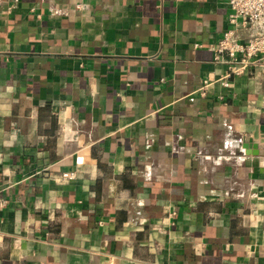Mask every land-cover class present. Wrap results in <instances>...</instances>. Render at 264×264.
Listing matches in <instances>:
<instances>
[{
	"label": "crops",
	"instance_id": "obj_1",
	"mask_svg": "<svg viewBox=\"0 0 264 264\" xmlns=\"http://www.w3.org/2000/svg\"><path fill=\"white\" fill-rule=\"evenodd\" d=\"M230 12L0 0V264H264V66L199 94Z\"/></svg>",
	"mask_w": 264,
	"mask_h": 264
},
{
	"label": "built area",
	"instance_id": "obj_2",
	"mask_svg": "<svg viewBox=\"0 0 264 264\" xmlns=\"http://www.w3.org/2000/svg\"><path fill=\"white\" fill-rule=\"evenodd\" d=\"M230 7L229 27L219 40L210 46L215 62L227 65L228 70L222 79H208L199 90L205 96L214 82L224 88H231L235 78L245 75L251 69L264 66V0H228ZM242 31H248L245 39ZM64 180L74 181L76 174L64 172ZM7 201L0 206L6 207Z\"/></svg>",
	"mask_w": 264,
	"mask_h": 264
}]
</instances>
